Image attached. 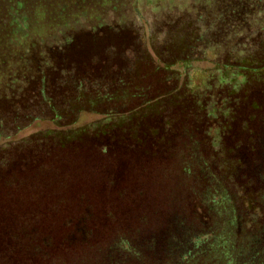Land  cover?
I'll return each mask as SVG.
<instances>
[{
    "label": "trees",
    "instance_id": "obj_1",
    "mask_svg": "<svg viewBox=\"0 0 264 264\" xmlns=\"http://www.w3.org/2000/svg\"><path fill=\"white\" fill-rule=\"evenodd\" d=\"M0 264H264V0H0Z\"/></svg>",
    "mask_w": 264,
    "mask_h": 264
}]
</instances>
